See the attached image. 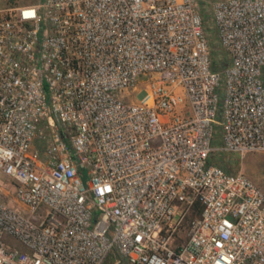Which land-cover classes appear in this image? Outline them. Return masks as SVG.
I'll list each match as a JSON object with an SVG mask.
<instances>
[{
	"label": "built area",
	"instance_id": "built-area-1",
	"mask_svg": "<svg viewBox=\"0 0 264 264\" xmlns=\"http://www.w3.org/2000/svg\"><path fill=\"white\" fill-rule=\"evenodd\" d=\"M215 152L264 153V0H0V264H264Z\"/></svg>",
	"mask_w": 264,
	"mask_h": 264
},
{
	"label": "rangeland",
	"instance_id": "rangeland-1",
	"mask_svg": "<svg viewBox=\"0 0 264 264\" xmlns=\"http://www.w3.org/2000/svg\"><path fill=\"white\" fill-rule=\"evenodd\" d=\"M207 13V32L211 39V51L213 55L217 56L221 53V50L216 31L213 28V24L211 22L210 8H208ZM213 162H220L223 167L230 172L245 173L247 176L253 179V181H255L264 191V153L248 154L246 157L241 159L233 155L215 152L213 155ZM7 240L15 248L24 252L27 251V249L23 248V246L12 237L9 236Z\"/></svg>",
	"mask_w": 264,
	"mask_h": 264
}]
</instances>
